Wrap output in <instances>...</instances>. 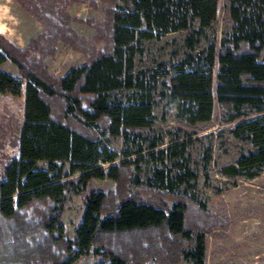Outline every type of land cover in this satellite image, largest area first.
<instances>
[{
	"label": "trees",
	"instance_id": "obj_1",
	"mask_svg": "<svg viewBox=\"0 0 264 264\" xmlns=\"http://www.w3.org/2000/svg\"><path fill=\"white\" fill-rule=\"evenodd\" d=\"M111 3L104 26L107 49H93L88 63L57 79L35 59L24 66L22 54L0 37V64L16 63L26 80L18 155L0 173V227L7 229L0 237V264H74L91 249L95 264H143L152 257L158 264H177L179 256L204 264L207 226L200 216L205 206L192 196L173 195L166 186L162 190L174 200L170 206L160 197L142 198L124 188L128 168L136 162L128 157L144 148L124 150L120 157L102 137L108 133L127 140L151 126L157 80L145 69L136 70L135 59L145 41L166 33L185 31L186 51L173 65L169 83L162 84L176 116L190 123L208 121L215 100L233 123L231 135L251 146L220 172L253 178L264 169V0H230L232 31L218 48L211 40L200 46L215 20L217 0ZM20 4L40 21L54 8L51 0ZM97 29L103 31L100 25ZM43 39V48L51 47L53 36ZM21 85V78L0 70V94L18 95ZM54 97L61 98V111L51 104ZM63 115L89 131L63 122ZM92 178H109L116 189L90 192L74 236L65 238L59 221L65 192L73 179L82 190ZM193 206L201 213L193 216L197 232L186 248L182 240L192 237Z\"/></svg>",
	"mask_w": 264,
	"mask_h": 264
},
{
	"label": "rangeland",
	"instance_id": "obj_2",
	"mask_svg": "<svg viewBox=\"0 0 264 264\" xmlns=\"http://www.w3.org/2000/svg\"><path fill=\"white\" fill-rule=\"evenodd\" d=\"M52 10L46 11V19L40 21L26 11L20 0H0V37L22 54L19 59L27 65V59L39 61L43 72L52 79L64 75L70 68L88 63L93 49L106 50L105 29L107 11L111 0H51ZM215 20L206 29V38L219 47L221 38L232 31L229 13L230 0H217ZM103 31H98V26ZM185 31L170 32L158 39L145 41L143 51L136 57V70H146L157 80L152 90L153 108L151 126L137 129L127 140L106 133L104 142L121 157L124 150H135L142 146L139 155L128 158L133 164L128 168L124 188L138 191L141 197H160L168 206L174 201L168 187L177 197L192 196L205 206L200 212L192 207L190 226L191 239L182 240L184 247L193 244L197 232L194 215L201 213L204 222V264H264V169L253 178L227 176L220 172L222 166L234 163L250 145L234 138L230 129L232 122L225 120V112L214 100L211 118L208 121L190 123L177 117L175 108L168 99L166 88L173 73V65L182 57ZM53 36L51 47H44L45 37ZM42 37V38H41ZM88 43L89 46H86ZM0 70L22 79L20 93L0 94V173L4 166L18 155V136L24 114L25 78L20 67L10 61L0 64ZM213 68L212 91L215 90ZM149 85V84H148ZM126 91L118 92L124 95ZM58 112L62 109L61 98L50 100ZM264 114V112L262 113ZM65 123L89 131L70 116H61ZM91 133V132H89ZM155 142L154 148L147 145ZM65 192L59 221L63 225V236L72 238L84 209V201L92 191H115L116 183L109 178H92L80 190V184ZM172 195V194H171ZM51 205V202L48 203ZM193 219V220H192ZM7 230V229H6ZM0 227V237L6 234ZM57 232H54V235ZM97 257L92 249L74 264H95ZM143 264H158L156 258H147ZM177 264H192L179 256Z\"/></svg>",
	"mask_w": 264,
	"mask_h": 264
}]
</instances>
